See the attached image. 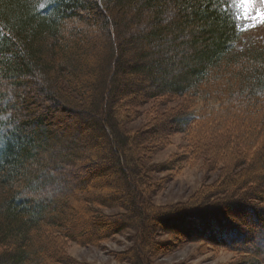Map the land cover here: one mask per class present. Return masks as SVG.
Instances as JSON below:
<instances>
[{
  "label": "trees",
  "instance_id": "1",
  "mask_svg": "<svg viewBox=\"0 0 264 264\" xmlns=\"http://www.w3.org/2000/svg\"><path fill=\"white\" fill-rule=\"evenodd\" d=\"M235 13L229 0H0V264H101L72 258L61 243L96 245L125 231L134 243L113 254L120 264H150L183 242L264 264V44L242 40ZM130 24L140 30L125 38ZM131 47L134 60L125 58ZM92 49L105 67L99 86L81 80ZM35 86L61 116L38 112ZM143 114L134 131L128 124ZM67 116L83 129L60 157ZM176 134L180 151L155 162ZM90 150L105 156L91 174L65 169ZM183 161L201 163L211 178L185 201L156 204V175ZM103 175L117 183L105 195L90 190ZM62 185L78 208L49 192ZM236 208L252 210L256 239Z\"/></svg>",
  "mask_w": 264,
  "mask_h": 264
},
{
  "label": "rangeland",
  "instance_id": "2",
  "mask_svg": "<svg viewBox=\"0 0 264 264\" xmlns=\"http://www.w3.org/2000/svg\"><path fill=\"white\" fill-rule=\"evenodd\" d=\"M133 15V11H128L127 17H131ZM145 22V19H144ZM124 28V27H123ZM126 28L128 30L121 29L124 31L123 36L125 38L131 37L135 35V30H140V25L130 24ZM90 32L91 30L88 29ZM85 38L89 36L92 37V34L89 33L84 35ZM99 36V35H98ZM122 35L120 34L119 39ZM249 37H256L257 42L261 45L264 44V26H258L255 28H251V30H243L242 40L244 42L247 41ZM84 38V39H85ZM104 39V38H103ZM102 40V38H101ZM87 45V40H83L80 42ZM136 47H131L128 50L125 58L126 59H135L134 52ZM153 51V50H152ZM155 51V50H154ZM156 52V51H155ZM90 55V57H89ZM101 53L98 51H94L92 49L91 53L90 50L86 51V56L82 57L80 68L83 72L81 75V80H91L97 84V86L101 83V74L105 67L95 62L96 59L101 60L100 58ZM38 87L35 86V90L37 91ZM31 98V97H30ZM32 99L39 105L38 112H43L44 114L47 110H51L61 116V112L54 106V103L47 100L43 94L40 92H33ZM198 100V99H197ZM196 100V101H197ZM177 102H173L172 105H177ZM215 102V101H214ZM202 105L201 102H197L196 108ZM37 105H34V108ZM151 108V105L144 108L143 112H148V109ZM38 114L31 115V119H36ZM67 123H71L70 126H62L61 129L59 128V133L64 132V134H69L65 141L57 142V148L62 149V152L59 153V156H65V152L71 147L74 135H77L78 129H83L81 126H73L76 124L78 119L76 118H69L68 116L65 117ZM147 119L145 114L138 118L137 120L128 124L131 126L134 131L140 129L143 125H145ZM81 124V121H78ZM59 126V125H57ZM39 128V126H37ZM36 127V128H37ZM41 136H44L43 132H40ZM170 142L167 143L166 147L163 148L160 152H158L154 156L155 162H163L168 160L172 155L178 153L180 151L181 146L183 145V135L176 134L170 137ZM105 156L99 154L98 152L91 151L89 153H82L77 156L76 163L69 167H65L66 170L72 171L71 173L76 174L78 178L86 177L87 175L91 174L90 172L93 171L92 169L98 167L102 164L105 160L103 159ZM102 159V160H101ZM94 161H98V165H95ZM71 169V170H70ZM62 171V170H61ZM64 171V169H63ZM57 175L59 173L57 172ZM68 175V174H67ZM72 177V174H70ZM213 176V175H212ZM157 178L162 179L163 187L154 197V201L158 205H165V204H173L180 201H185L191 195H193L203 184L206 178H211L204 172L202 169V164H191L188 161H183L181 164L180 169L176 173H160L156 175ZM172 178V179H170ZM213 178V177H212ZM91 187L90 190L93 192L99 193L101 195L108 194L109 189L117 185L116 180L114 177L109 175H103L100 178L96 179L92 182L90 181ZM49 192L53 195L58 194L59 196H70L72 200V204L74 207L78 208L80 205V199L78 196H72L71 190H65L64 186H60L58 189L55 186H49ZM72 188V187H71ZM65 196V197H66ZM100 208V211L106 215H111L117 212V210L108 209V208ZM77 212V211H76ZM234 213H232L233 217L238 221V224L241 225L242 231L249 234L250 239H256V232L258 230V224L255 223L254 216L252 210L246 209H234ZM71 219H74V215L70 214ZM81 218V217H80ZM78 220V218H77ZM248 237V236H247ZM133 232L125 231L121 234L115 235L112 238L103 240L96 245H82L77 242L72 241H65L61 243V246L65 247L66 253L71 256L72 258L80 261V262H87V263H101V264H120L114 260V253H119L125 251L130 246L133 245ZM172 240L174 242V238L168 235L161 236L159 240L166 241ZM63 244V245H62ZM241 255L230 251L226 248L220 247H213L210 244L202 243V242H183L177 244V246L170 251L168 254H160L159 256H152L150 259V264H238L241 260Z\"/></svg>",
  "mask_w": 264,
  "mask_h": 264
},
{
  "label": "snow or ice",
  "instance_id": "3",
  "mask_svg": "<svg viewBox=\"0 0 264 264\" xmlns=\"http://www.w3.org/2000/svg\"><path fill=\"white\" fill-rule=\"evenodd\" d=\"M236 8L235 20L238 29L245 31L258 26H264V0H229ZM39 8L46 6L45 2L36 5Z\"/></svg>",
  "mask_w": 264,
  "mask_h": 264
}]
</instances>
